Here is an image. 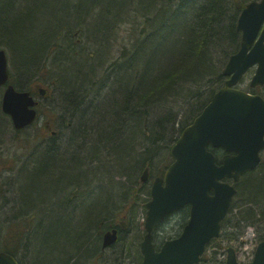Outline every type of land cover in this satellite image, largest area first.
Here are the masks:
<instances>
[{
	"label": "trees",
	"instance_id": "trees-1",
	"mask_svg": "<svg viewBox=\"0 0 264 264\" xmlns=\"http://www.w3.org/2000/svg\"><path fill=\"white\" fill-rule=\"evenodd\" d=\"M51 1L53 2V0ZM71 1L68 0L69 3ZM249 1L77 0L75 3H70V7L75 9L74 18L84 10L85 14L83 15L87 17V20H92V16L98 18L95 23L80 21L78 25H70L66 22L68 19L65 18H67L68 13L62 11L63 5L57 9L61 15L52 12L50 23L54 20L55 24H52L42 37L39 31L33 34L36 38L31 37L28 40L29 45L25 55L27 57L26 62L35 61V64L41 62V58L45 54L46 58H42L44 67H46L47 62H50V66L57 69V63H61L58 69V75L61 76V79L57 81L56 86L62 91L63 106L74 108L70 113L71 117L63 115V118L64 121H68L72 116H77V128L73 124L70 126L75 133V139L72 144L61 151L68 153L73 157V160L64 159L62 154L56 153L49 160L39 161L38 166L31 171L27 172L29 166L25 163L19 166L18 181L20 178L25 181L17 184L18 193L15 192V196L21 197L26 202L30 193L31 197L34 198L31 191L36 190L37 196L45 193L46 196L41 198L50 197V200L49 198L48 200L44 199L50 205L42 206L46 210L42 211L41 220L46 219V227L39 228L38 225L41 223L35 221L33 213L24 215L22 213L23 204L17 203L19 208L17 214H20L21 219H14L13 221L21 222L23 228L16 226V230L7 231V236L3 241V232L0 230V241L4 243L0 246H4V251H11L10 249L14 248L15 244L13 247L8 245L11 242L17 244L16 249L18 250L24 236L26 235V238L29 239L30 230H33L31 235L36 234L35 243H38L36 244L38 250L35 264H42L44 261L46 264H68L72 255H80L87 250L88 243L101 241L102 233L109 229L110 223L115 226L116 219L121 216L124 206L129 205L131 210H136L137 207L132 203H122L109 211L108 219H100L101 209H108L113 197L118 196V193L124 199L127 196L131 197L133 186L129 189L131 183L127 185L123 182L124 184L121 186L119 184L115 186L111 183L109 192L94 187V190L89 189V195H86L84 189L79 191L75 187L73 174L75 173L83 179L86 178V183H88L89 178H99L100 174L106 176L104 172L114 167L106 165V163L110 164V157L116 165L126 168L125 171H131L128 172V177L133 170L132 177L136 169L148 163H150L151 172L152 160L146 158L149 153L159 151L155 145L156 140L158 142L166 138L163 146L167 145V148L159 162L163 163L170 160L168 151L176 139L174 135L175 125H180L181 130L190 123L210 99L215 89L224 81V65L239 46L240 34L236 30V18ZM3 2L0 0V18L8 11L9 18L18 23L20 17L23 16L22 10L16 7L14 9L12 0H7L9 5H5ZM17 5L19 6V3H16L15 6ZM113 9L118 11L116 17L112 16ZM25 16L26 14H24V18ZM62 20L66 25H63L60 30L64 39L69 42H72V30H70L72 27L73 29H81L83 25H87L95 33L93 37L96 39L93 60L89 62L79 59L70 60L68 56L75 54L76 48L66 42L62 44L65 53L60 60L55 61L49 55V45L54 46L56 44L57 33L60 31H57L56 27ZM100 21L105 23L102 28L97 27ZM122 21L127 24V27H124L127 32L124 33V41L119 42L118 30L121 28L120 22ZM52 32L54 33L53 36L57 34L56 37H51ZM115 42L121 46H117L119 50L117 55L112 54L115 56L114 62L100 65L99 71H102L101 74L105 79L110 80L109 85L103 87L105 92H102V95L111 99L108 108L112 110L119 106L120 108L123 107L120 111L118 110L121 116L115 114L118 123L110 124V126L105 125L109 118L102 117L97 122L99 128L95 131H91L88 126L78 129L88 121L87 116L93 101L87 99L79 101L77 98H72L73 85L79 79H83L86 80V84L89 83L92 86L93 81H96L99 76L94 72L92 75L82 78L77 70L92 72V64L96 62V52L108 43L110 47L115 46ZM45 50H47L46 53ZM29 52L33 53V56L37 55L38 58L35 57L34 60L33 56H29ZM18 58L15 62H18L19 70L17 71L21 75L24 72V67L21 65L20 57ZM188 61H190L189 67ZM44 67H32L27 74L39 77ZM48 71L46 70V72ZM185 71L187 72L184 73ZM121 82H125L123 91L120 95L114 96L112 93ZM104 84L102 83L100 86ZM205 85L208 87L201 92V88ZM67 89L70 91V95L66 92ZM197 101H199L198 104ZM79 102L82 103V106L75 108ZM150 107L152 109H149ZM78 110L79 112H77ZM182 112H185V114L183 113L184 116H182ZM157 115L161 116L163 121L161 122L164 123L160 127L154 121V117ZM179 116H182L181 120ZM170 123L172 127L169 130ZM140 135L143 142H141V153L137 151L139 140H135ZM48 142L52 143L51 141ZM52 145L55 146L56 144L53 142ZM214 153L217 156L220 155L218 152ZM261 164L263 165L261 166ZM126 185L127 188L124 191ZM235 187L236 193L230 209L221 223L222 231L225 232L230 225L233 231L227 239L236 240L244 234L248 226H251L256 232L255 240H263L264 161L254 170L244 172L235 183ZM111 190H115V192ZM9 191L10 189H6L7 194ZM57 193L61 194L64 199V203L61 205L50 202L57 196ZM83 204H90L89 208L92 209L93 213L88 218L84 217L87 215L85 214L86 211L81 218L77 216L80 206L85 207ZM142 204L144 206V202ZM33 206L36 205L33 204ZM62 210L63 212L60 213L59 211ZM179 213L177 222L178 225L182 226L186 221L188 209L182 208ZM49 218H54V220ZM51 234L57 237V242L53 245L49 242ZM42 240H45L43 245L41 244ZM133 242L137 244V239ZM43 248L46 249L43 250ZM69 248H73L76 252L72 254L68 250ZM96 259L95 256L91 261L83 259L69 264H89Z\"/></svg>",
	"mask_w": 264,
	"mask_h": 264
},
{
	"label": "water",
	"instance_id": "water-1",
	"mask_svg": "<svg viewBox=\"0 0 264 264\" xmlns=\"http://www.w3.org/2000/svg\"><path fill=\"white\" fill-rule=\"evenodd\" d=\"M263 21L264 0L251 2L242 10L237 23L242 32L241 46L229 57L223 71L230 77L192 123L183 128L171 147L173 162L151 184V199L146 204V234L141 242L142 264H196L205 244L218 236L220 222L236 191L223 179L237 181L244 171L260 162L259 153L264 147V98L232 86L254 64L257 67L250 85L264 83V27L255 40ZM7 79L6 59L0 50V85ZM35 103L28 91L16 90L9 84L1 108L11 116L14 126L21 128L34 120ZM208 144L227 152L219 164L206 149ZM147 179L148 170L144 169L140 181ZM184 205H189V218L181 233L155 251L152 229L167 214ZM116 239L117 230H108L103 234L102 245L110 246ZM227 252L225 264H264V240L257 244L249 262H237L231 247ZM0 264L18 263L9 254L0 252Z\"/></svg>",
	"mask_w": 264,
	"mask_h": 264
},
{
	"label": "rangeland",
	"instance_id": "rangeland-1",
	"mask_svg": "<svg viewBox=\"0 0 264 264\" xmlns=\"http://www.w3.org/2000/svg\"><path fill=\"white\" fill-rule=\"evenodd\" d=\"M5 5H9V3H7V0H3ZM15 2L19 3V6H15L16 3L12 6L14 7V9L18 8L19 10H24L26 12V10L30 7L28 14L25 16L24 18V14L23 13L18 21V23L12 19L9 18L10 14L7 11L5 13L4 16H2V18H0V44L1 43H6V41H8L9 46H11L13 48L14 51H16L17 53H19V50H22V52L20 53V60H21V65L24 67V72L21 73V75L18 73L17 70L18 69V62H15V60H18V55L17 58L15 56L13 57V60L10 65L8 64V69L11 72V83L16 87V88H20V89H28V88H33L34 86L37 85H41L44 87H50V89H54L57 86V81L55 80V76H59L57 69H54L55 67L50 66V62H47L45 64L46 67H44L43 62H36L34 64L35 61H30L26 62L27 57L25 54L26 51V47H28L29 42L28 39L30 37L32 38H36V36L34 37L33 34H36V32L39 31L40 36L42 37L44 35V33H46V31H48V29H50V27L52 26V24L54 25V20L52 23H50V21H52V14L56 13L57 15H61V13L57 12V9L63 5L62 7V11H66L68 13L67 18L68 19V23H71L72 21H74V19H81V21H85V22H92L95 23L98 21V18L96 19L94 16H92V20H87V17L83 14H85V10L82 11L80 13V15L75 16V18L73 17V12L75 11V9H72L70 7V3H75L77 0H72L70 3L68 2V0H53V2L51 0H31L29 1V4L25 3V0H14ZM11 7V6H10ZM16 7V8H15ZM21 8V9H20ZM56 10V12H55ZM14 12V11H13ZM53 12V13H52ZM8 14V16H7ZM66 17V15H65ZM86 17V20H85ZM64 19V20H65ZM119 23V22H117ZM128 23V20H127ZM120 26L121 28L118 30V34H119V39L120 41L123 40L124 38V33L127 32L124 27H127V24L125 22H120ZM125 30V31H124ZM122 37V38H121ZM3 48H6L7 45H2ZM115 53V52H114ZM34 60L35 57L38 58L37 55H34ZM39 66L44 67L41 70L40 76H28L27 73L28 71L32 68V67H36L38 68ZM189 67V66H188ZM46 70H49L48 72H46ZM18 73V74H17ZM67 73V71H66ZM253 71H249L244 77L243 79L239 82V88L241 89H247L249 87V80L250 77L252 75ZM26 74V75H25ZM16 81V83L14 82ZM208 86L205 85L204 87L201 88V92L204 91ZM262 91L264 93V88H262ZM67 93H69L70 95V91H66ZM1 93V92H0ZM55 98V95L53 96ZM90 101H92V99H89ZM79 112V110L77 111ZM185 114V112H182V114ZM184 114L182 116H184ZM179 116L180 120L181 117ZM77 119V116H76ZM0 122L1 123H5V125H2V128L0 129V149L3 152L0 155V216H4L7 212V204L4 205L6 202L5 200H2V194H3V190H4V195H6L8 197L10 196V192L8 193V195L6 194V188L7 186V182H15L17 181V183H14L11 185V190L13 193H18L16 188H18L17 184L20 182H24L25 180H21V178L18 181V173L16 172V170H14L13 168L11 169V165L12 164H19V159L23 158L22 154H20V149L18 148V144H16L13 139L11 138L12 134H13V129L10 127L9 123L7 121H5V117L3 115H0ZM180 124V122H178ZM169 130L172 127V124H169ZM118 128V127H116ZM176 131L174 133L175 137L177 138L179 133H180V125L176 124L175 125ZM28 133H30V131H26ZM174 137V138H175ZM167 139V138H166ZM166 139L164 140H160L157 142L156 140V146L157 149L159 150L161 145L166 141ZM142 141L139 140V143H141ZM143 143V142H142ZM141 143V144H142ZM156 148V147H155ZM167 145L163 146L161 148V151H166ZM8 159V160H7ZM13 159V160H12ZM161 159L160 155L158 156L155 164H153L152 166V170L150 172V176H151V180L156 177V176H161L163 174V172L165 171L167 165L171 162L170 160H166L163 163H160L159 160ZM112 157H110V164L111 166H114L111 170L112 172V179L111 182L113 185L117 186L118 184L121 186L122 184L128 182L126 180V175H124L122 172L126 170V168L121 167V165H116L114 160ZM15 161V163L13 162ZM264 161V160H263ZM263 164H261L262 166ZM33 168H36L35 164L32 166V168H28V171L33 170ZM263 168V167H262ZM261 169V167H260ZM129 171H127L128 174ZM121 173V174H119ZM115 174V175H114ZM15 177V179H14ZM124 182V183H123ZM127 184V183H126ZM150 184V183H149ZM101 185V183H100ZM104 187H106V184H104ZM149 187V186H148ZM107 188V187H106ZM104 189V188H102ZM107 190V189H106ZM115 191V190H114ZM33 193V196H37L38 192L36 190L31 191ZM95 195V192H94ZM149 195H145V197L142 199L145 201H147L149 199ZM10 202H11V198H10ZM125 208V206L123 207V209ZM135 213L134 216H131V226H132V233L131 235L135 236L137 235L138 237L141 236L142 233V228H143V221H144V216L146 214V208L143 206V204L139 205L136 210L133 212ZM180 216V213H174L173 215L169 216L166 219V224L167 226H163L161 229H159L156 233V235H158V233H160V235L162 236V238L164 236H168L170 234H174L176 232H178L180 225H178L177 220L179 219L178 216ZM50 219V218H49ZM54 220V218H51L50 220ZM49 221V220H48ZM16 226L19 228H23L22 223L21 222H15V221H8V220H0V230L3 232L2 235V241L4 240V238L7 236L6 232L7 231H12V230H16ZM232 229L231 226L228 225V227L226 228V231H222V233L220 234V236L217 239H214L208 246L206 249V254H205V258H206V263L209 264H224V260L226 258V247L228 245H231L232 247L235 248L236 250V255L238 258V261H250L252 259L253 256V252L255 250V247L257 245V241L254 240V235H256V232L254 231V229L252 227H247L245 229L244 234L239 237L236 240H230L227 239L228 236H230V234L232 233ZM34 231L30 230V233L32 234ZM31 234H29V239L26 240L24 242L25 248H24V252H26V259H24V255L23 253L20 254V252L18 253V256H21V259L23 261L24 264H34L33 258L35 259V257H37V250L38 247L36 246L35 243V238H36V234L34 236H32ZM226 234V235H225ZM56 236L54 234H51L50 236V240L49 242L53 245L57 242L56 240ZM23 242V241H22ZM19 245V248L21 247V244ZM38 242V240H37ZM0 244H4L3 242L0 241ZM14 242H11V244H8L10 247L14 246ZM18 248V249H19ZM46 248H43V250H45ZM215 249H217V251H215ZM106 252H104V255L101 256L99 259L102 260H107L109 263H114L116 264L119 261L118 255L120 254L119 252V246L115 245L113 248L110 249H106ZM28 252V254H27ZM138 254V253H137ZM118 258V259H117ZM137 258V256H136ZM135 256H133L132 260L134 261V263L137 262ZM139 258V256H138ZM32 260V262H31ZM97 261V260H96ZM42 264H46L45 261Z\"/></svg>",
	"mask_w": 264,
	"mask_h": 264
},
{
	"label": "bare ground",
	"instance_id": "bare-ground-1",
	"mask_svg": "<svg viewBox=\"0 0 264 264\" xmlns=\"http://www.w3.org/2000/svg\"><path fill=\"white\" fill-rule=\"evenodd\" d=\"M29 1H31V0H25V3L29 4ZM12 2L14 4L17 3L14 0H12ZM29 9H30V7L26 10V12L24 10L22 12L27 15L29 12ZM117 15H118V11L113 9L112 16L116 17ZM80 21H81V19H78V20L74 19V21H72L71 23H68L67 21L66 22L70 25H78L80 23ZM63 25H66V24L62 20L56 27L57 31H59ZM104 26H105L104 21H100L98 23L97 27L102 28ZM53 32H54V30H53ZM53 32L51 34V37L54 34ZM56 35L53 37H56ZM94 35H95V33H93V32L88 33L87 35H85L84 37H82L79 40V44L90 41L91 39H93ZM28 40H30V37ZM26 48H28V47H26ZM9 52L12 56L17 57V55H18V57H19L22 50H19V53H17L16 51L13 50V48L11 46H9ZM95 55H96V62H94L92 64V68H93V71L97 74V76H99V78L96 81L94 80L93 81L94 83L91 82V83H93L92 86H90L89 83L86 84L85 83L86 80H83V79L80 80L79 79V81H76L74 83V85H73L74 91L71 92L72 98H77L79 101L81 99H87V100L92 99L93 105H92L91 110H89V115L87 116L88 121L85 124L81 125L82 127L78 128V129H82V128L88 126L91 131H93V130L95 131L96 129L99 128L97 122H99V120L102 117L105 119L109 118V120H107L105 122L106 126H110V124L118 123V119L116 118V115H119V117H120L121 114H120V112H118V110L120 111L123 108V107L120 108V106H119V107H116V108L110 110V108H108V104L111 101V99L107 98L105 95H102V92H105V88H103V87L109 85L110 80L105 79V77L99 73V67H100V65H107V64L113 63L115 60V58H114L115 56L112 55L110 48H108L107 46L100 48L96 52ZM24 56H25V54H24ZM29 56L32 57L33 53L31 54V52H29ZM189 62L190 61H188V66H189ZM191 66H192V63H191ZM186 72L187 71H185L184 73H186ZM54 78H55V80H59V79H61V76H55ZM225 81H226V77H224V81L222 82V84L219 85L218 88L215 90L222 88L225 85ZM102 83H105V84L100 86ZM124 86H125V82H121L118 85L117 89L112 94L114 96L120 95V93L123 91ZM31 97L34 101H37L40 98L41 102H43V104L45 106L53 101V96L51 95V92L49 89L42 90L39 93L35 94V96L32 95ZM198 103H199V101H197V104ZM80 106H82L81 102H79L78 106H76L75 108L80 107ZM149 109H152V108L150 107ZM60 110L63 111L62 112L63 115H65L67 117H71L70 113L74 110V108H72V109L68 108V107L66 108V105H65ZM0 115H3L5 117V121H7L9 123L10 127L13 129V134H12L13 141L16 144L25 143L24 141L28 138V135L30 134V133L26 132V131H29L27 129V127L23 126L21 128H16L13 124V120H12L11 116L9 114L5 113L2 110V108H0ZM154 121L158 127H160L161 125L164 124V123H162L163 121H162V118L160 115H157L156 117H154ZM32 122L37 123V118L35 117ZM76 122H77L76 117L72 116L71 124H73L75 126V128H77ZM119 122H121V121H119ZM5 123L6 122H4V123L0 122V129L2 128V125H5ZM74 136H75V133L71 130V128L69 130L63 131L62 136L55 143L56 144L55 146L50 144V143L42 144L40 146H37L34 144L33 151H31L33 155L30 158H24V157L20 158L18 161H19V163H25L27 166L32 168V166L34 164H35V166H38L37 163H39V161L41 162V160H49L50 157L56 153H58L59 155L62 154V157L64 159L66 158V159H69L72 161L73 157H71L68 153H64L61 150H63V148L72 144V141L75 139ZM32 137L33 136H30L29 138L31 139ZM141 139H142V136L140 135L135 140L138 141ZM45 141L48 142V139L46 138ZM175 141H176V139L170 145L169 151L167 150L170 155H171V147L175 143ZM137 145H138L137 151L139 153H141V150H142L141 145L142 144L139 143ZM162 146H163V144L161 145L158 152L154 151L153 153L152 152L149 153V155L147 156L146 159H148V160L151 159L152 160L151 163L155 164L158 156L160 155V157H162L165 153V151L161 153ZM56 147H58V148H56ZM209 151L212 152L213 154H215L213 150H209ZM106 165H108V164L106 163ZM144 169H147L148 173H149L150 172V163L146 164L143 167L136 169L133 177H132V175H133L134 170L130 174V177L127 176V171L122 172L124 175H126V180L128 181V182H126L127 185H129L131 183L129 189L133 186L132 191H131V197L127 196V198L124 199V197L123 196L121 197V194L118 193L117 194L118 196L113 197V199H112L113 201L111 203V206L108 209L107 208L105 210L101 209V213L99 214L100 219H102V220L108 219L109 214H110L109 211H111V209H113V207L116 208L117 206L121 205L122 203H124V204L132 203L134 206L138 207L139 205H141L145 201V199L144 200H142V199L145 197V195H147V196L150 195V187H148L149 186L148 180L145 182L140 181V176H141L142 172L144 171ZM104 173L106 176L100 174L99 178H97V177L93 178V179L89 178L88 183H86V178H84V179L80 178V176L78 177L74 173L73 174V177H75L73 180V182L75 183L74 185L77 188V190H79V191L84 189L86 195H89V189L94 190V187H98L100 189L104 188V190L106 192H109L111 189L110 187H111V183H112L111 182V179H112L111 175L114 172H112V170H108V171H105ZM119 174H121V173H119ZM128 179L131 181H129ZM42 180H43V178H42ZM100 183H101V185H100ZM104 184H106L107 188L104 187ZM127 185L124 187V189H123L124 191H125V188H127ZM7 186H8V184H7ZM111 191L115 192L113 190H111ZM43 196H46L45 193H44V195L34 196V198H32L31 193H30V195L28 197V201H26V202H24L23 199H21V197H19L17 195L14 198L15 201L19 205L23 204L24 211L26 213H29V214L33 213L35 221L41 223L38 225L39 228H45L46 227V224H45L46 219L44 218L43 220H41L42 211L46 210V208H44V207L42 208V206L46 207V205H50V204L46 203V201H45V200H48V198L50 200V197L41 198ZM78 200H83V199H78ZM50 202L53 204L61 205L64 203V199H63L61 194L57 193V196L55 198L51 199ZM33 204H35L36 206H33ZM83 206H85V207H82V205H81L80 206L81 208L78 209L77 216L81 218V216L84 215L83 213L86 211L85 214H87V215H85L84 217L88 218L93 213L92 209L89 208L90 204H83ZM59 212L62 213L63 210L59 211ZM126 212H127V210H126ZM1 219L4 220V217L0 216V220ZM114 228H115V226H113L110 223L109 229L112 230ZM120 237L121 238H118V234H117V245L119 246L120 254H117L119 261L116 264H121L122 262H130V264H138V254H137L138 252H137L135 242H133L132 238L126 239L125 233H122ZM41 244L42 245L45 244V240H42ZM39 248H41V247L39 246ZM86 249L87 250L83 254L72 255L71 259L68 261V264L71 262H76V261L83 260V259H87V261H89V260L91 261L92 258L95 256L97 258L96 260L98 261V260H100L99 258L104 255V252H106L105 250L108 248L104 247L102 245V241H96V242L93 241V242L87 244ZM68 250L71 251L72 254L76 252L73 250V248H69ZM27 254H28V252H27ZM23 255H24V259H26V252ZM133 256H135V258L137 256V258H136L137 262L136 263H134V261L132 260ZM96 260H94V261H96ZM33 261L35 264L34 258H33ZM31 262H32V260H31ZM110 264H114V263H110Z\"/></svg>",
	"mask_w": 264,
	"mask_h": 264
},
{
	"label": "flooded vegetation",
	"instance_id": "flooded-vegetation-1",
	"mask_svg": "<svg viewBox=\"0 0 264 264\" xmlns=\"http://www.w3.org/2000/svg\"><path fill=\"white\" fill-rule=\"evenodd\" d=\"M70 30H72L71 36H76V35H78L80 29L79 28H74V29L71 28ZM70 34H71V31H70ZM79 40H80V38L76 37L74 42H67V43H70V45H72V46L79 47V46L83 45V43L79 44ZM62 41H63L62 32L60 30L58 32L57 37H56V44L54 46L51 45L49 50H48L50 52L49 55L51 57H53L55 59V61L60 60L64 56L65 51H64V48L62 46ZM52 47H53V49H52ZM6 50H9V49L6 47ZM6 50H5V52H6ZM46 51L47 50H45V53H46ZM73 52L75 53V51H73ZM40 54H41V52H40ZM43 58H46L45 54H44ZM68 58L70 60H75V59L86 60L87 62L93 60L94 59V44H93L92 40L88 41L87 45L83 46L82 50L80 52L76 51L75 54H70L68 56ZM57 65H61V63L59 62V63H57ZM251 70L254 71V68H251ZM77 73H79V75L82 78H84L85 76L92 75L94 73V71L90 72V71H86V70H77ZM99 73L101 74L102 71H99ZM246 73L241 77L239 82L243 79V77L246 75ZM72 74H73V72H72ZM239 82H238V84H239ZM5 87H6L5 85L0 86V92H1L0 93V100H1V97H2V94H3ZM238 87H239V85H238ZM37 88H39V87L32 89V95L35 96V94L38 93ZM41 88H42V90L49 89L51 92V95L52 96L55 95V98L53 97V101L50 102L46 106L43 104V102H41L40 98L37 100V104L35 107L36 115H37V124L39 126H41V129H42L44 135L43 134H41V135H30L29 134L28 135V138L24 141L25 143H23L21 145L27 152V156L25 158H30L33 155L31 151H33L34 144L37 146H40L42 144L49 143V142L45 141L46 138H48V141L52 142L50 144H53V142L56 143L60 139V137L62 136V134H60V132H62L64 129H66V130L70 129V126H71V119L66 121V123L63 122L65 119L63 118V113H62L63 111L60 110L63 107V103L61 101V94H62L61 89L57 87L56 90L52 93L51 89L48 87H41ZM52 125H55L57 128H53ZM53 130L56 132L55 134L51 133V131H53ZM51 135H54V136H51ZM30 136H33V137L30 139L29 138ZM32 143H33V145H32ZM19 145L20 144H18V147H19ZM209 147L210 146H208V148ZM211 149H213L214 152L220 153L221 155L224 154V152H222V150L220 148H211ZM12 168L13 167H11V169ZM15 169L19 170L20 167L14 168V170ZM18 176H19V174H18ZM14 179H15V177H14ZM14 183H17V181H15L13 183L9 182L8 183V189L11 190V185ZM9 192H10L11 197L8 196L7 212L6 213L10 216L20 215V214H17L19 208H18L17 202L14 199L16 193H13L12 191H9ZM10 198H11V202H10ZM125 210H128V209H125ZM22 213L24 215H28V213H26L24 211V209L22 210ZM125 215L126 214L122 215L121 218L116 219L117 222H116V224H114L116 229H117L118 238H121L120 237L121 234L125 233L126 239H131V238L133 239V236L131 235L132 226H131V221H130V215H126V216ZM163 226H167V224H162V225L158 224V226L153 231L152 241H153L154 245L156 246V248H158L166 240L165 238L170 239V238H174L178 235V233H174V234H170L168 236H164L163 238L160 235V233H158V235H156L157 231L159 229H161ZM136 239H133V241ZM136 246H137V244H136ZM109 248H111V247H108V249ZM139 248H140V244H139ZM17 260H18V263L20 264L21 262L19 261V259H17ZM89 264H110V263L107 260H102V261L98 260V261H94V262H89ZM121 264H130V262H122ZM204 264H209V263H204Z\"/></svg>",
	"mask_w": 264,
	"mask_h": 264
}]
</instances>
